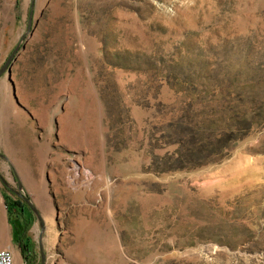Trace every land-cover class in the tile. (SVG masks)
Returning a JSON list of instances; mask_svg holds the SVG:
<instances>
[{"label": "rangeland", "instance_id": "rangeland-1", "mask_svg": "<svg viewBox=\"0 0 264 264\" xmlns=\"http://www.w3.org/2000/svg\"><path fill=\"white\" fill-rule=\"evenodd\" d=\"M30 3L0 0V67ZM0 153L35 264H264V0H34Z\"/></svg>", "mask_w": 264, "mask_h": 264}, {"label": "trees", "instance_id": "trees-1", "mask_svg": "<svg viewBox=\"0 0 264 264\" xmlns=\"http://www.w3.org/2000/svg\"><path fill=\"white\" fill-rule=\"evenodd\" d=\"M0 180L5 188H8L7 183L1 175ZM20 197L22 199V196ZM3 201L6 208L8 223L13 227V240L20 250L24 263L35 264L36 257L32 249H30L31 243L27 237V232L31 225V210L27 208L24 200L23 203H20L18 200L12 199L5 193H3ZM27 213H29L30 216H27Z\"/></svg>", "mask_w": 264, "mask_h": 264}, {"label": "water", "instance_id": "water-1", "mask_svg": "<svg viewBox=\"0 0 264 264\" xmlns=\"http://www.w3.org/2000/svg\"><path fill=\"white\" fill-rule=\"evenodd\" d=\"M33 6H34V0H31L30 8H29V13H28V20H27L26 31L22 34V36L20 37V39L18 40V42L16 43V45L14 46V48L12 49V51L10 52V54L8 55V57L6 58V60L4 61V63L2 64V66L0 67V75L4 71L8 70L9 65L13 61L16 53L19 51L23 40L25 39L26 35L29 33V31L31 29ZM0 156H3V154L0 153ZM19 187H21L20 184H19ZM20 196H22V199L30 207V209L32 210V212L36 215V217H37V219H38V221L40 223L41 232H42L43 231V228H44V223H43V219H42L41 215L39 214L38 210L31 203V201L29 200V198H27V197H25L23 195H20ZM39 237L41 238V233L39 234ZM39 249H40V255H41V264H44V254L42 252L41 245H39Z\"/></svg>", "mask_w": 264, "mask_h": 264}, {"label": "crops", "instance_id": "crops-1", "mask_svg": "<svg viewBox=\"0 0 264 264\" xmlns=\"http://www.w3.org/2000/svg\"><path fill=\"white\" fill-rule=\"evenodd\" d=\"M5 218H6V230L4 232V236H7V239H5V241L2 244L0 243V248L6 247L12 251L14 257L15 256L17 257L18 255L20 256L19 248L13 240V230L11 229V226L7 222L6 212H5Z\"/></svg>", "mask_w": 264, "mask_h": 264}, {"label": "built area", "instance_id": "built-area-1", "mask_svg": "<svg viewBox=\"0 0 264 264\" xmlns=\"http://www.w3.org/2000/svg\"><path fill=\"white\" fill-rule=\"evenodd\" d=\"M0 264H15L14 256L10 249L0 248ZM22 264H25L24 262Z\"/></svg>", "mask_w": 264, "mask_h": 264}]
</instances>
